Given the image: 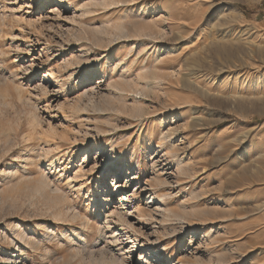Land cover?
<instances>
[{
	"label": "rangeland",
	"instance_id": "374dc122",
	"mask_svg": "<svg viewBox=\"0 0 264 264\" xmlns=\"http://www.w3.org/2000/svg\"><path fill=\"white\" fill-rule=\"evenodd\" d=\"M0 26V264H264V0H0ZM41 176L64 204L21 193Z\"/></svg>",
	"mask_w": 264,
	"mask_h": 264
},
{
	"label": "bare ground",
	"instance_id": "6f19581e",
	"mask_svg": "<svg viewBox=\"0 0 264 264\" xmlns=\"http://www.w3.org/2000/svg\"><path fill=\"white\" fill-rule=\"evenodd\" d=\"M105 5V4H104ZM2 28V26H0V29ZM5 28V27H4ZM123 31V30H122ZM2 32H3V30H2ZM1 32V33H2ZM121 32V31H120ZM120 32H118V34L120 33ZM121 34V33H120ZM82 51V50H81ZM1 54V53H0ZM91 78L92 77H88V79H90L91 80ZM121 79V78H120ZM3 81V80H2ZM114 81V80H113ZM121 81H122V79H121ZM123 81H124V79H123ZM127 82V81H126ZM125 81L124 82H121V83H123L122 85H118V84H116V83H114L115 85H113V86H115V88L117 87L118 89H123L124 90V88L125 87H127V86H130L129 85V83L127 82L126 83ZM88 83H92V82H88ZM110 83V82H109ZM131 83V82H130ZM113 84V83H112ZM147 84H148V86H150V84L147 82ZM109 85V84H108ZM110 86V85H109ZM145 87H147V85L145 86ZM188 88H189V86H187ZM129 88V87H128ZM113 89V88H112ZM117 89V90H118ZM142 89V88H141ZM147 89V88H146ZM149 89V88H148ZM191 89V88H190ZM122 90V91H123ZM117 93H120V92H117ZM92 94V93H91ZM122 94V93H121ZM88 95H90V93L86 90L85 91V93H84V96H88ZM1 96V95H0ZM83 96V97H84ZM1 98V97H0ZM33 115V114H32ZM34 117H36V116H34ZM32 118V117H30V118H32L31 120H29L30 121V125L31 126H33L34 128H36L37 126L39 127V125L38 124H40V122H38V121H36L37 119H35V118ZM29 119V118H28ZM30 127V126H29ZM111 127V126H110ZM114 127V126H113ZM118 128V127H117ZM117 128L116 129H114V130H112V132H114L115 130H117ZM51 130V129H50ZM36 131V130H35ZM98 131H100V133H98V134H107V133H110L111 131H103V130H101V129H98ZM39 133H41L42 134V132L39 130L38 131ZM53 132V131H52ZM6 133V132H5ZM8 133V132H7ZM35 133V132H34ZM48 133H50V132H48ZM55 133V132H54ZM1 134V133H0ZM35 134H37V131H36V133ZM40 134V135H41ZM44 134V133H43ZM36 136H38V134L36 135ZM41 136H43V135H41ZM40 136V137H41ZM2 137V136H1ZM16 137V136H15ZM14 137V138H15ZM44 137H45V134H44ZM170 137V136H169ZM168 137V138H169ZM25 138V137H24ZM167 137H165L162 141H166V139H168ZM27 139V138H26ZM17 140V139H16ZM24 140V139H23ZM1 141V140H0ZM18 141V140H17ZM6 142V141H5ZM8 142V143H7ZM7 144H11L10 146H12V144L13 143H11V142H13V141H11L10 139H7ZM16 142V141H15ZM5 143V144H6ZM4 144V145H5ZM15 145V144H14ZM163 146H164V144H162ZM2 146V145H1ZM6 146V145H5ZM4 146V147H5ZM165 147V146H164ZM6 148V147H5ZM12 148V147H11ZM157 148H159V146H157ZM1 149V148H0ZM2 149H4V148H2ZM9 149H10V147H9ZM100 149H101V147L98 149V151H100ZM7 150V149H6ZM5 151V150H4ZM8 151V150H7ZM10 151V150H9ZM1 152H3V151H0V153ZM5 154H7V153H5ZM5 154H3V156L5 155ZM1 157H2V155H1ZM42 157V156H41ZM2 160V159H1ZM180 163H183V162H180ZM106 164V163H105ZM36 165V164H35ZM123 164L120 166V171H122L123 170ZM157 166H158V164H156L155 162H153L152 163V167H153V169H156L157 168ZM109 168H111V166H109ZM184 167H183V165L182 166H180V167H178V169L180 170V172H181V174L182 175H187L188 174V171H187V169H183ZM113 171V170H112ZM119 171V172H120ZM156 171H158V170H156ZM187 171V172H186ZM163 173V172H162ZM25 178V177H24ZM30 179V178H29ZM31 180V179H30ZM21 181H23V180H21ZM21 181H20V183H21ZM31 182V181H30ZM30 185H27V186H25L24 188H22L21 186H18V187H21V189H19L20 191H21V193L22 192H24V191H26L28 194H30V197H31V195L32 196H34V195H38V196H41V198L43 199V200H45L46 201V203L47 204H53L54 205V207L55 206H58L59 204H64V199L62 198V197H58L57 195H56V193L58 192H56L52 187H51V185H50V182L45 178V177H43V176H41L39 179H34L33 181H32V183H29ZM18 185H21V184H19V182H18ZM24 186V185H23ZM156 186L157 187H159V189L161 190V192L160 193H157V192H155V191H150V194H153V196H155V197H157V195L159 194L160 195V197H165L166 196V191L164 190L165 188H166V186H167V182L165 181V180H162V179H160V178H158L157 180H156ZM16 187V186H15ZM148 187H150V186H148ZM15 189V188H14ZM17 190V189H16ZM18 190V191H19ZM13 192H14V190H13ZM17 192V191H16ZM48 192L50 193V192H54L53 194L54 195H56V196H54L53 198H50V197H48ZM9 193V196L11 195V197L12 196H14V194H11L10 192H8ZM20 193V192H19ZM24 194V193H23ZM22 194V195H23ZM52 194V193H51ZM9 196H8V200L10 201V199H9ZM52 196V195H51ZM10 197V198H11ZM14 198V197H13ZM222 197H220V199H221ZM12 199V198H11ZM196 199V198H195ZM12 203H14L13 201H11ZM103 202H105V200L103 201ZM219 203H222L221 201L219 202ZM47 206V205H46ZM45 206V207H46ZM60 206V205H59ZM58 206V207H59ZM63 206V205H62ZM66 206V205H65ZM104 206V205H103ZM48 207V206H47ZM54 207H52V208H54ZM67 208H65V210H58V211H56L55 212V217H56V219H57V221H59V222H66L70 217H72V215L70 214V207H68V206H66ZM51 208V209H52ZM63 208V207H62ZM54 209H56V208H54ZM57 209H59V208H57ZM137 210V209H136ZM167 211H168V209H166ZM169 212V211H168ZM197 212L199 213L200 212V214L202 215V217H205V216H208V215H206L207 214V211H205V212H202V211H199V210H197ZM170 214V213H169ZM113 215H115V214H113ZM110 216V215H108V213L107 214H102V215H100L104 220H105V225L103 226V227H101V241H104V242H106V243H108V239L109 238H107L106 239V235H107V233L108 232H110L111 231V229H112V226H113V223H116V221L114 222V220H113V218H115V217H117L116 215H115V217L114 216ZM170 216V215H169ZM99 217V216H98ZM112 217V218H111ZM171 217V216H170ZM75 219V218H74ZM73 219V220H74ZM124 219V218H123ZM123 219H122V217H120V218H118V220L119 221H117L119 224L120 223H122L123 224V226H124V222H123ZM179 219V218H178ZM178 219H176V220H178ZM181 219V218H180ZM179 222H181L180 220H179ZM208 222V221H207ZM117 223V224H118ZM84 225L85 226H88L89 224H88V222H85L84 223ZM84 226V227H85ZM119 226V225H118ZM120 226H121V224H120ZM124 228V227H123ZM127 230V229H126ZM112 233H114V231H111ZM19 237V239H17V240H19L20 242H24L25 241V238H24V236L23 235H18ZM113 241V243H117L119 240L116 238V237H114V239L112 240ZM115 243V244H116ZM24 244V243H23ZM108 245V244H107ZM105 248V247H104ZM110 250V249H109ZM102 251V250H101ZM79 252H81V251H79ZM107 252V251H106ZM108 253H110V252H108ZM96 256V255H95ZM104 256V255H103ZM102 256V257H103ZM112 257V256H111ZM115 258V257H114ZM109 259V258H108ZM95 261V260H94ZM114 261V260H113ZM125 261V260H124ZM124 261H123V264H124ZM98 262V261H97ZM104 262H106V261H104ZM115 263V262H114ZM117 263V262H116ZM115 263V264H116ZM95 264H98V263H95ZM100 264H102V262L100 263ZM120 264V263H119Z\"/></svg>",
	"mask_w": 264,
	"mask_h": 264
}]
</instances>
